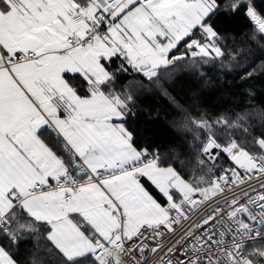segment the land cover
Returning a JSON list of instances; mask_svg holds the SVG:
<instances>
[{
	"label": "snow or ice",
	"instance_id": "snow-or-ice-1",
	"mask_svg": "<svg viewBox=\"0 0 264 264\" xmlns=\"http://www.w3.org/2000/svg\"><path fill=\"white\" fill-rule=\"evenodd\" d=\"M229 14L252 24L260 53L240 78L264 76L256 0H0V264H41L21 250L40 238L54 264H264V132L246 116H194L164 86L177 67L204 79L203 65H240L245 49L227 48L215 21ZM130 71L172 100L207 172L140 144L137 100L117 90Z\"/></svg>",
	"mask_w": 264,
	"mask_h": 264
},
{
	"label": "trees",
	"instance_id": "trees-1",
	"mask_svg": "<svg viewBox=\"0 0 264 264\" xmlns=\"http://www.w3.org/2000/svg\"><path fill=\"white\" fill-rule=\"evenodd\" d=\"M256 4L258 7H264V0H256ZM215 21L227 48L233 52L245 49L244 54L238 57L240 65L233 64L231 68H221L218 62L214 65H203L200 70L205 74L204 79L193 74L187 67H177L170 70L174 80L170 84L166 83L165 89L177 104L188 109L194 116L207 113L215 118L227 113L233 120L238 115L246 116L247 119L240 123L249 128L252 136H258L264 132V76L254 79H241L239 76L243 67L252 64V60L260 54L257 45L247 35L252 30V24L242 16L231 14L218 15ZM259 64H264V60H258L252 66L256 67ZM162 75L167 77L168 73ZM141 84L144 85L143 88L140 87ZM120 85L131 92L137 100V105L133 108L136 113L133 124L138 130L137 138L140 144L142 146L151 144L153 148L159 150L162 159L174 164L179 161V167L194 176L207 172V169H201L195 163L196 159L203 158L199 155V149L195 146L189 147L185 143V139L192 140L191 135L178 131L174 126L181 121L182 116L172 100L151 87L141 74L131 71L119 78L118 91ZM249 88L252 89V94H249ZM217 136L223 137L220 140L222 145L229 139V134L220 132L219 129ZM231 137L242 145L251 144L249 134L240 128L232 130ZM220 166L225 168L231 166V162L223 153L217 161V167ZM25 248L30 249L41 264H54L56 260L47 253V245L43 238L38 239L35 246L29 241L22 245L21 250Z\"/></svg>",
	"mask_w": 264,
	"mask_h": 264
},
{
	"label": "built area",
	"instance_id": "built-area-1",
	"mask_svg": "<svg viewBox=\"0 0 264 264\" xmlns=\"http://www.w3.org/2000/svg\"><path fill=\"white\" fill-rule=\"evenodd\" d=\"M253 185L256 186V182H253ZM229 195H231V193H229ZM215 205H212V207H214ZM210 210V209H208ZM255 210V209H254ZM204 213L203 209H198L193 213V219H197L200 215H202ZM228 228H235L234 224H230L228 222H225L224 226H223V230H227Z\"/></svg>",
	"mask_w": 264,
	"mask_h": 264
}]
</instances>
